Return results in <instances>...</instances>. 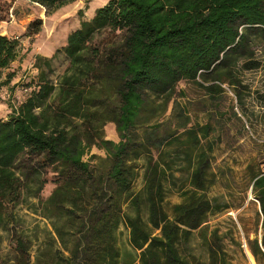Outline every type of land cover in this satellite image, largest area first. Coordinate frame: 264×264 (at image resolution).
Returning a JSON list of instances; mask_svg holds the SVG:
<instances>
[{"label":"trees","instance_id":"obj_1","mask_svg":"<svg viewBox=\"0 0 264 264\" xmlns=\"http://www.w3.org/2000/svg\"><path fill=\"white\" fill-rule=\"evenodd\" d=\"M31 1L51 12L73 0ZM37 21L31 23L33 32L42 19ZM105 27L124 32L119 67L90 45L94 33ZM259 33L264 35V0H109L90 19H83L63 45L72 71L62 77L59 92L41 71L27 97L0 117V225L7 205L19 198L22 189V177L14 166L21 155L41 154L44 161L59 166L56 186L40 200L49 220L44 237L32 236L33 230L30 235H16L13 257L0 264H203L188 246L196 229L208 246L206 264H233L224 241L227 232L209 221L210 214L244 202L233 205L226 197L234 187V168L223 164L216 168L212 163L223 130L212 122L185 124L182 131L169 135L173 140L166 147L154 127L147 138L160 148L155 157L148 143L136 140L133 129L142 118L165 108L167 101L156 103L153 97L171 93L181 79L224 90L222 81L231 61L252 41L251 34ZM19 47L16 37L0 33V74L18 57ZM37 59L50 65L47 57L37 55ZM115 69L119 104L111 109L109 102L108 109L114 112L119 141L105 138L98 126L86 124L82 130L73 124L74 117H99L89 105L112 97ZM214 73L216 81L198 80L202 76L208 81ZM6 76L0 87L10 82L15 70ZM56 96L61 100L52 99ZM92 142L107 151L110 164L103 173L97 174L84 158ZM143 153L145 183L134 191L136 160ZM244 175L263 215L261 238H248L252 256L260 262L264 259V168L250 161ZM219 180L226 191L210 195L209 189ZM173 191L179 201L168 200ZM230 220L234 230L235 219ZM122 226L129 228L132 248L126 251L121 245Z\"/></svg>","mask_w":264,"mask_h":264},{"label":"rangeland","instance_id":"obj_2","mask_svg":"<svg viewBox=\"0 0 264 264\" xmlns=\"http://www.w3.org/2000/svg\"><path fill=\"white\" fill-rule=\"evenodd\" d=\"M109 0H73L66 2L51 12L40 3L31 0H0V33L16 37L20 42L18 57L11 62L9 67L2 70L0 82L6 79L10 71L15 70V76L9 83L0 87V117H5L11 111V105H18L27 97L22 91L23 84L35 86L39 81L41 71L47 75L59 92L62 77L71 72V62L63 50L68 34L77 28L83 19H90L97 7L104 5ZM38 19H42L37 31L33 32ZM38 24V23H37ZM124 32L120 29L105 27L97 30L90 45L99 48V55L111 64H120V51L124 39ZM252 41L247 44L239 56L231 61L229 72L225 74L222 85L224 90L213 91L204 88L198 81L181 79L175 89L170 93L153 97L156 103L167 101L164 109L155 111L150 116L140 120L133 129L136 140L148 143L152 147L155 157L160 148L153 145L148 134H154L156 127L158 140L170 146L173 139L169 136L176 129L182 131L184 125L194 123L212 122L219 126L223 133L212 154V163L218 165H230L234 168V187L226 196L230 203L244 202L238 208L210 214L209 221L213 226L218 225L220 231L227 232L224 239L225 246L231 256L233 264H253L247 254L248 238L262 236V212L260 201L255 196L252 186L247 188V179L244 169L248 162L259 163L264 168V35L251 34ZM37 55L49 58V66L46 60H38ZM251 61H259L253 64ZM108 65L107 63H105ZM110 68V67H109ZM118 69L113 70L112 86ZM218 75H216L217 77ZM215 73L209 75L208 81L198 77L205 84L215 80ZM218 78V77H217ZM111 98H104L106 103L99 100L90 104L93 111L98 110L99 117L91 120L83 117H74L73 124H86L102 129L103 136L115 141L120 140L116 121L113 119V111L117 109L119 86L114 85ZM19 96V97H18ZM52 99H59L58 96ZM162 110V111H161ZM189 116L186 122V116ZM186 122V123H185ZM93 139V138H92ZM98 141L99 138H95ZM148 139L150 141H148ZM107 151L96 143L92 145L84 155L90 160L95 172L103 173L110 164ZM138 173L132 183V190H140L145 183L144 172L147 158L143 153L137 158ZM15 168L22 177V189L19 198L10 202L5 210V222L0 225V262L13 257L15 236L24 234L43 238V227L49 225L46 214L41 211L40 200L47 197L58 181V163L44 161L41 154L26 152L15 163ZM176 174H180L174 167ZM174 189V188H173ZM226 189L222 182L217 181L210 189V195H220ZM181 197L176 191L170 192L168 200L175 202ZM129 212L132 209L124 206ZM231 217L235 219L236 227L231 229ZM121 245L123 251L130 250L131 243L129 228L122 226ZM189 250L194 252L206 264L208 260V246L198 230H194L188 242ZM37 241L32 242V250L35 251ZM255 264H264V259L258 262L253 255Z\"/></svg>","mask_w":264,"mask_h":264},{"label":"built area","instance_id":"obj_3","mask_svg":"<svg viewBox=\"0 0 264 264\" xmlns=\"http://www.w3.org/2000/svg\"><path fill=\"white\" fill-rule=\"evenodd\" d=\"M31 90V87H30V85H25V84H23V86H22V91L25 93H28L29 91ZM19 97V96H18Z\"/></svg>","mask_w":264,"mask_h":264},{"label":"bare ground","instance_id":"obj_4","mask_svg":"<svg viewBox=\"0 0 264 264\" xmlns=\"http://www.w3.org/2000/svg\"><path fill=\"white\" fill-rule=\"evenodd\" d=\"M247 254L250 256V258H251V261H253V264H255V261H254V258H253V256H252V254L250 253V251H249V249L247 248Z\"/></svg>","mask_w":264,"mask_h":264}]
</instances>
